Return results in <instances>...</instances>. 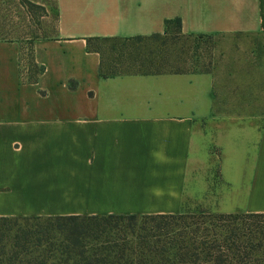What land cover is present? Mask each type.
Listing matches in <instances>:
<instances>
[{
    "label": "crops",
    "instance_id": "crops-1",
    "mask_svg": "<svg viewBox=\"0 0 264 264\" xmlns=\"http://www.w3.org/2000/svg\"><path fill=\"white\" fill-rule=\"evenodd\" d=\"M177 19L260 42L234 44L224 79L173 57L104 76L88 49ZM199 209L264 214V0H0V217Z\"/></svg>",
    "mask_w": 264,
    "mask_h": 264
},
{
    "label": "trees",
    "instance_id": "trees-1",
    "mask_svg": "<svg viewBox=\"0 0 264 264\" xmlns=\"http://www.w3.org/2000/svg\"><path fill=\"white\" fill-rule=\"evenodd\" d=\"M181 22H165L163 35L92 38L88 49L102 56L104 76L166 71L172 57L188 62L184 38L194 45L213 38L183 35ZM254 218L264 214L0 217V264H264V232L248 222Z\"/></svg>",
    "mask_w": 264,
    "mask_h": 264
},
{
    "label": "rangeland",
    "instance_id": "rangeland-1",
    "mask_svg": "<svg viewBox=\"0 0 264 264\" xmlns=\"http://www.w3.org/2000/svg\"><path fill=\"white\" fill-rule=\"evenodd\" d=\"M176 24L171 26V29H175ZM186 40L183 46H182V51L181 54L179 53V50H177V54L181 55L182 59H187V63L190 62V67H199V68H208V70H211L214 66L215 69L218 68L219 71V77L220 79H224L227 75V72H229V66L231 64V61L229 59V56L231 55V50L233 49L234 44H253V43H259L260 41L258 39H255L254 37L251 36H239L235 38H229V40L226 37H213V38H203L198 44L194 43L195 41L193 38H184ZM179 45L176 46V49H179ZM86 93H79L76 94V98L73 101H70L69 97L73 94H67L65 95L66 98H61L58 100L57 104L60 106L61 109L59 111H67L66 109H70L68 105L70 106L72 103L79 104V106H83L84 104V95ZM88 94V93H87ZM61 95V94H59ZM242 98V97H241ZM73 99V96H72ZM43 104L47 107L50 106V101L49 100H44ZM49 105V106H48ZM67 116V115H61L60 117ZM204 172V170H202ZM205 171H210L206 170ZM207 213V215H216L219 213L211 212V211H201L199 210H192L185 212L184 214H189V215H195L196 217H199L202 215V213ZM237 214V213H234ZM242 214V213H239ZM249 223L253 224L255 223V226H258V231L264 232V218H257V219H249ZM261 262H264V255H260Z\"/></svg>",
    "mask_w": 264,
    "mask_h": 264
}]
</instances>
